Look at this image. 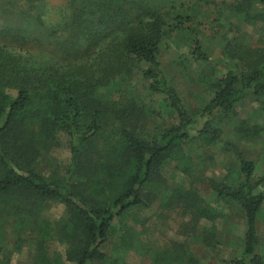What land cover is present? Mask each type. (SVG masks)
<instances>
[{
  "label": "trees",
  "instance_id": "1",
  "mask_svg": "<svg viewBox=\"0 0 264 264\" xmlns=\"http://www.w3.org/2000/svg\"><path fill=\"white\" fill-rule=\"evenodd\" d=\"M90 2L94 8L85 4L73 8L69 25H65V40L54 39V31L50 34L54 39L51 45L62 63L52 58L46 63L35 59L26 46L36 42V38L23 23L6 26L0 32L2 40L12 43L0 44V201L23 203L32 214L39 212L48 200L63 204L68 220L61 236L70 244L66 261L108 264L106 250L114 244L115 222L122 232L117 249L133 251L140 246L131 237L135 225L159 194L162 207H178L194 223L219 216L199 191L176 187L170 194L165 193L162 170L176 162L177 169L191 176V155L220 141L222 132L214 120L234 114L245 99L257 102L264 114V51L249 61L247 54L238 49L241 64L237 67L242 71L229 69L220 74L215 69L209 100L191 114L178 91L166 80L158 60L163 36L179 32L195 35L190 27L194 21L190 9L181 3L177 6L175 0H166L168 8L163 12L144 7L140 0V11L136 12L123 7L125 2L120 0ZM257 5L264 7V0H236L231 13L249 26L264 25V13ZM95 12V23L85 18ZM36 22L40 23L38 19ZM192 41L193 60L209 63L201 43L195 37ZM134 66H144L141 75L150 82L149 91L163 96L175 116L171 127L149 138L125 126V118L134 116V108L116 109L113 117L109 113L117 103L108 100L109 105H105L99 92L129 79ZM111 118L121 124L110 138L105 136V125ZM193 129L195 136L190 135ZM260 131L257 125L242 129L252 138L259 137ZM59 134L69 140L70 165L65 176L47 178L36 170L35 161L42 149H49L57 141ZM98 140L102 145L97 144ZM236 159L237 181L229 185L209 180L212 195L236 204L246 221L242 256L227 264H264V257L257 252L264 173L256 177L252 161L241 154ZM129 221L134 225L129 226ZM49 226L43 221L36 230L41 261L64 264L57 256L48 257ZM171 247L155 252L150 264H198L185 247ZM0 264H11L1 250ZM121 264L128 263L123 260Z\"/></svg>",
  "mask_w": 264,
  "mask_h": 264
},
{
  "label": "rangeland",
  "instance_id": "2",
  "mask_svg": "<svg viewBox=\"0 0 264 264\" xmlns=\"http://www.w3.org/2000/svg\"><path fill=\"white\" fill-rule=\"evenodd\" d=\"M98 2L99 0H93ZM123 7L140 11L139 0H120ZM144 7L164 11L168 8L166 0H140ZM184 8H189L194 16L190 25L195 35L185 32L163 36L159 49L160 68L168 81L179 93L182 102L189 113L195 114L207 103L211 96L213 71L220 74L229 69L240 73L237 67L240 61L238 49L247 54L251 61L264 51V25L249 26L240 22L231 13V6L236 0H175ZM85 4L94 8L90 0H0V32L4 28L24 24L36 42L27 45V49L35 55V59L45 61L55 59L62 63V58L55 53L52 41L65 40L68 31L70 14L73 8ZM261 13L264 7L256 6ZM133 12L131 13L133 15ZM86 19L96 21L93 16L85 15ZM36 19L42 24L40 26ZM187 27V26H186ZM54 31V39L50 37ZM49 35V38L48 36ZM192 37H195L209 56V63L203 65L193 60L191 55ZM12 44L2 40L0 44ZM254 57H253V56ZM242 67V65H241ZM133 74L129 79L117 81L113 87L100 90L105 105L108 100L114 104L110 115L119 108L135 109L132 118L125 126L132 129L143 138H149L171 127L175 116L165 98L149 91V81L142 78L143 68L132 67ZM14 94V92H13ZM134 106V107H133ZM121 118V117H118ZM120 122L112 120L105 125V136L112 137L120 127ZM214 125L222 132L220 141L203 148L200 153L191 155V176L177 169L176 162H171L162 170L166 180L163 191L170 194L175 188L184 191L193 189L212 207L219 216L212 220L202 219L194 223L188 214H182L178 207L165 208L161 206L162 195L159 194L148 211L140 215V222L135 225L132 239L139 247L125 253L117 249L119 236L118 222H115L116 232L113 235L114 244L107 248L109 263L118 260L116 264L125 261L128 264H150L152 255L172 245L183 246L196 259L198 264H227L241 257L243 253L246 221L241 209L232 203L219 200L212 195L209 180L233 184L236 180L237 154L255 164L256 177L264 173V114L262 107L251 98L245 99L237 106L234 114L220 115L214 120ZM257 125L259 137L246 136L242 129ZM198 129V125L196 127ZM195 130L190 132L195 136ZM101 140V139H100ZM98 140L97 144L102 145ZM104 143V142H103ZM71 153L69 140L59 134L57 141L46 150H41L36 158L35 168L45 177H63L70 165ZM199 177V178H198ZM202 177V179H201ZM27 207L20 202L3 203L0 201V250L2 256L10 259L11 264H43L42 254L38 250L36 230L41 222L47 221L50 226L51 241L48 257H59L64 264L70 244L62 238L61 230L68 220L65 206L57 201H45L39 212L29 213ZM133 226L132 221L127 222ZM140 232L142 235L140 236ZM257 237L259 247L257 252L264 257V206L257 219Z\"/></svg>",
  "mask_w": 264,
  "mask_h": 264
}]
</instances>
